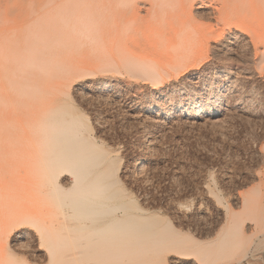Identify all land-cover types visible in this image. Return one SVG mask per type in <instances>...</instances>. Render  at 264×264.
<instances>
[{
	"label": "bare ground",
	"instance_id": "1",
	"mask_svg": "<svg viewBox=\"0 0 264 264\" xmlns=\"http://www.w3.org/2000/svg\"><path fill=\"white\" fill-rule=\"evenodd\" d=\"M32 14L0 45V264H264V0Z\"/></svg>",
	"mask_w": 264,
	"mask_h": 264
},
{
	"label": "rangeland",
	"instance_id": "2",
	"mask_svg": "<svg viewBox=\"0 0 264 264\" xmlns=\"http://www.w3.org/2000/svg\"><path fill=\"white\" fill-rule=\"evenodd\" d=\"M12 1H13V3H12ZM12 1H10V0H0V30L2 29V26L4 25V28L0 31V45H8L10 42H9V40H11V39H17V40H20V39H23V38H25L26 37V34H25V29H18V32L15 34V36H11L10 35V29L12 28L11 26L12 25H14V27L16 26V24H17V26L16 27H18V25H22V24H24L27 20H33V19H35V17H34V15L32 14V12L35 14V12L37 13V14H35V16H37L38 14H40L41 13V11H42V13L44 12H46V10H47V8L48 7H50V5H53L54 3H55V1H57V0H54V1H52L51 2V4L50 5H48L49 3H47L49 0H45V1H43V0H27V1H29V3H27V1L26 0H12ZM16 3H15V2ZM21 1V2H20ZM32 1V2H31ZM42 2V3H40V2ZM10 2V3H9ZM19 2V3H18ZM33 2H34V4H33ZM9 3V4H8ZM38 3H39V5H38ZM16 4H20L19 6L18 5H16ZM29 4H31V5H29ZM33 4V5H32ZM41 4H44L45 5V7L46 8H44V5H41ZM46 4H47V6H46ZM13 5V6H12ZM38 5V6H37ZM9 6L10 7H12L13 9L15 8V10L13 11V9L12 8H10V9H8L9 8ZM14 6H18L19 8H21L22 6H24V9L26 10V8H28L29 9V11L28 10H26L27 11V13H25V15L23 16L22 15V13H24V12H26V11H23L24 9L22 8V10H20V9H18V8H16V7H14ZM27 6V7H26ZM30 7V8H29ZM12 9V10H11ZM16 9H17V12H16ZM30 9H32V10H30ZM34 9V10H33ZM11 10V11H10ZM41 10V11H40ZM21 11H22V13H21ZM30 11H31V13H30ZM35 11V12H34ZM40 11V12H39ZM8 12V13H7ZM10 12V13H9ZM19 13H20V15H22V17H20V18H18L19 16ZM7 14V15H6ZM8 14H10V16H12V18H10V17H8ZM14 14H15V16H14ZM18 14V15H17ZM29 15V16H28ZM16 16H18V17H16ZM28 16V17H27ZM31 16V17H30ZM32 16H33V19H32ZM17 18V19H16ZM28 18H30V19H28ZM16 19V20H15ZM23 19H26V20H23ZM15 20V21H14ZM23 20V23H18L19 21L21 22ZM4 21H7V23L9 24H6V22H4ZM28 21V22H29ZM15 23V24H14ZM6 25V26H5ZM11 25V26H10ZM5 27L6 28H9V29H7L8 31H6V29H5ZM24 30V31H23ZM20 32V33H19ZM18 34V35H17ZM11 36V37H10ZM2 37V38H1ZM17 37V38H16ZM233 126H231L230 127V131H232L231 132V134H232V136L233 137H236L235 138V140H237V141H240L239 142V144H241L240 145V158L241 159H244V156H243V154H241V151L242 150H244L245 149V147L247 146V143H248V139H247V134L245 133V127H243V125L242 124H240V122H237L236 120H234L233 121ZM236 123V124H235ZM235 126H236V128H235ZM238 126H240V127H238ZM233 127V128H232ZM239 128V129H238ZM244 128V129H243ZM238 129V130H237ZM234 130H235V132H234ZM244 130V131H243ZM113 131V132H112ZM116 130L114 129V128H112L111 130H110V133L112 134H114V133H116L115 132ZM237 131V132H236ZM241 131V132H240ZM243 131V132H242ZM241 133V134H240ZM240 134V135H239ZM239 135V136H238ZM242 135V136H241ZM238 136V137H237ZM243 136H244V138H243ZM240 137V138H239ZM246 137V138H245ZM238 139H240V140H238ZM241 140L243 141V142H241ZM187 140H185V143H183L182 142V146L184 147H182L181 149H180V151L179 152H181L182 153V162H184V165H183V168H182V172L184 173V172H186L185 173V175L184 174H182V176H181V178L178 180V182L177 183H179L181 186H186V184L187 183H190V175L191 174H193V173H195L196 172V170H197V165L198 164H205L206 162V157L205 156H203V155H205V150H201V145L199 144H196V143H193V142H190V141H187ZM246 141V142H245ZM187 143H188V145H187ZM246 146H245V145ZM186 145V146H185ZM190 145V146H189ZM197 145H198V147H197ZM170 150V146H168V144H167V146H166V150H165V155H167V156H170V157H173V156H175L176 155V153H175V151L176 150H168V149ZM187 148V149H186ZM189 148V149H188ZM172 149V148H171ZM196 149V150H195ZM215 150H216V152H220L219 154H223V152H222V150H220V146L218 145V146H216L215 147ZM203 151V152H202ZM185 152V153H184ZM222 152V153H221ZM172 153H173V155H172ZM175 153V154H174ZM188 153V154H187ZM204 153V154H203ZM200 154H201V156H200ZM199 155V156H198ZM185 158H184V157ZM188 156V157H187ZM191 156H192V158H191ZM194 157H195V159H194ZM197 157V158H196ZM203 159V160H202ZM206 159V160H205ZM191 160V161H190ZM195 160V161H194ZM197 160H198V162H197ZM201 162H200V161ZM186 162V163H185ZM246 164H248V160H247V163ZM187 166V167H186ZM189 167V168H188ZM191 167V168H190ZM188 168V169H187ZM165 169V168H164ZM167 170V171H166ZM185 170V171H184ZM163 172V173H162ZM162 172H161V178L159 177V185H161L160 186V189L158 188V190H156L157 191V193H159V195L161 196V195H164V193L166 192V190H163V189H168L169 188V184L171 183V182H169V179L166 177V175H167V172H169L168 171V169H167V167H166V169H165V171H163L162 170ZM189 172V173H188ZM188 173V174H187ZM189 175V176H188ZM165 177V178H164ZM183 177V178H182ZM189 177V178H188ZM163 178V179H162ZM166 178H167V180H166ZM185 178H187V179H185ZM162 180V181H161ZM163 180H166V181H164L163 182ZM184 181V182H183ZM163 184H162V183ZM166 183V184H165ZM165 184V185H164ZM164 186V187H163ZM162 188V189H161ZM160 191H161V194H160ZM162 192H163V194H162Z\"/></svg>",
	"mask_w": 264,
	"mask_h": 264
}]
</instances>
